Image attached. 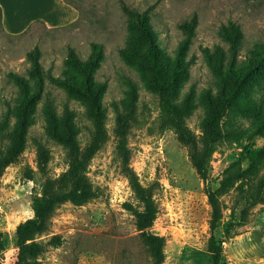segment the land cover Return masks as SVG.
Here are the masks:
<instances>
[{"label": "rangeland", "instance_id": "1", "mask_svg": "<svg viewBox=\"0 0 264 264\" xmlns=\"http://www.w3.org/2000/svg\"><path fill=\"white\" fill-rule=\"evenodd\" d=\"M63 1L78 12L64 26L35 23L24 33L9 34L0 21V264H17L16 227L33 217L45 184L54 190L71 187L72 168L89 179L94 196L55 207L48 229L35 239L42 247L36 260L151 264L135 217L125 208L143 205L117 157L121 140L130 153L129 167L158 207L147 232L163 237V264H214L211 233L221 246L219 264H264V79L246 83L228 104L203 181L190 148L163 126L149 60L154 46L164 81L178 63L172 98L201 153L224 104L222 89L228 93L232 85L207 52L223 48L224 64H230L229 46L219 33L229 22L242 31L237 61L254 43H264V0ZM144 13L153 40L133 25ZM194 15L195 34L181 49L186 33L179 25ZM92 43L102 45L104 59L87 89L65 74V59L70 47L87 59ZM35 49L42 88L28 57ZM10 74L31 81L38 94L34 102L23 99ZM210 194L220 211L212 232Z\"/></svg>", "mask_w": 264, "mask_h": 264}, {"label": "trees", "instance_id": "2", "mask_svg": "<svg viewBox=\"0 0 264 264\" xmlns=\"http://www.w3.org/2000/svg\"><path fill=\"white\" fill-rule=\"evenodd\" d=\"M124 10L129 12L126 7H124ZM35 23L45 24L41 20H36L32 24ZM197 24V16L194 15L190 21H185L179 25L186 33V40L180 45L181 49L185 47V45L194 36ZM31 25L27 29H29ZM133 25L139 29L145 38L153 40V29L147 14L144 13L137 17L133 22ZM25 31H23V33ZM219 33L222 39L229 46L228 52L230 54V60L228 62H230V64H224L225 51L219 46H216L212 52L208 50L207 56L213 67L224 69V78L228 77L231 80L232 85L228 93H225V88L222 89V94H226L224 104L211 123L212 136L206 142L201 153H197L196 151L197 145L195 138L186 133L184 127V115L182 111L176 107L172 98V87L178 70V63L176 62V67L174 66V74L169 80L164 81L162 78L161 68L156 63V48L152 46L149 49V60L152 66L153 81L160 101L163 126L165 129L172 131L181 144L190 148L192 165L203 181L207 178V162L211 155L213 146L220 139L221 132L218 124L221 116L225 113L228 104L233 100L234 96L240 92L246 83L249 81L256 83L254 79L258 77L264 79V43H254L252 49L248 50L243 59L237 61V57L240 55L242 50L243 41L242 31L239 25L229 22L227 25H223L220 28ZM28 57L32 63L34 73L39 75V88H42V76H40V74H42V68L39 64L38 50L35 49L34 52L29 53ZM218 57L220 58L218 59ZM103 59L104 52L101 44L92 43L90 55L85 60L81 59L75 50L70 47L65 59L69 68L65 71V74L79 78L81 83L89 89L92 86L93 76L98 70ZM9 76L22 89L24 100H28L29 102H34L36 100L38 94L33 90L30 80H27L25 77L17 74H10ZM116 154L121 162L122 169L128 176L129 184L134 197L143 205L142 209H138L128 203L125 205V208L135 217V227L138 231H141V237L147 246V252L151 259V264H163L165 257L163 251L164 239L163 237L147 232V229L152 225L153 221L157 217L158 207L153 200L150 190L141 185L138 177L129 167L130 153L124 140L119 141L117 144ZM68 181L71 183V187L69 189L54 190L49 188V184H45L43 186L42 196L37 197L34 200L33 217L20 223L16 227L15 236L19 247L17 264H40L36 259L41 254L42 247L39 242L35 241V239L48 229L51 214L57 205L65 202L83 204L93 198L94 192L92 185L89 179L80 170L72 168L68 175ZM209 203L211 205L210 230L212 232L216 228L219 221L220 211L211 194L209 195ZM208 244L210 246V251L213 254L214 264H219L222 253L221 246L217 243L212 233L209 237ZM2 246V234L0 233V250L2 249Z\"/></svg>", "mask_w": 264, "mask_h": 264}, {"label": "crops", "instance_id": "3", "mask_svg": "<svg viewBox=\"0 0 264 264\" xmlns=\"http://www.w3.org/2000/svg\"><path fill=\"white\" fill-rule=\"evenodd\" d=\"M1 24L9 34L25 31L36 20L48 27L74 22L77 10L63 0H0Z\"/></svg>", "mask_w": 264, "mask_h": 264}]
</instances>
